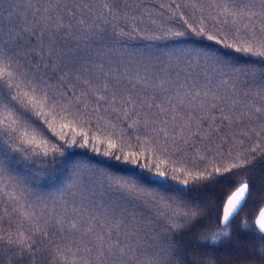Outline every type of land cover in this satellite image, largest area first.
Instances as JSON below:
<instances>
[{
    "label": "snow or ice",
    "instance_id": "1",
    "mask_svg": "<svg viewBox=\"0 0 264 264\" xmlns=\"http://www.w3.org/2000/svg\"><path fill=\"white\" fill-rule=\"evenodd\" d=\"M132 8L128 0H9L0 8V183L13 178L12 172L19 180L18 164L28 166L33 158L55 162L73 146L129 166L121 171L137 177L96 168L94 176L103 179L81 186L91 198L85 195L79 205L43 224L34 211L17 206L22 192L5 193L8 206L0 207V225L8 227H0V264H142L149 236L160 255L148 264H264V171L257 175L258 164H264V0H187L175 4L176 30L144 37L207 41L192 54L212 69L227 68L236 77L234 88L243 83L244 96L255 98L243 108L235 93L225 97L207 86L175 98L165 95L157 103L159 97L146 87L138 89L132 81L126 86L111 68L106 72L103 63H94L99 57L86 41L102 38V25L115 32L120 21L134 22ZM115 34L129 35L123 28ZM241 76L248 79L240 81ZM167 83L158 85L161 92L170 91ZM100 111L126 122L129 131L111 120L104 127L94 123L93 117L104 120ZM238 136L251 141L246 149L212 153L216 141ZM197 144L205 150L193 157L188 150ZM145 172L184 186L176 189L178 195L185 189L188 195L207 194L218 184L234 190L205 214L193 202L144 187ZM33 179L39 178L33 174ZM76 179L83 177L74 165L72 183L57 190H71ZM105 191L135 204L128 208L105 200ZM254 197L258 212L251 223L237 219ZM153 205L160 211L137 219L140 210ZM144 220L159 227L152 229ZM225 248L230 251L222 253Z\"/></svg>",
    "mask_w": 264,
    "mask_h": 264
},
{
    "label": "trees",
    "instance_id": "2",
    "mask_svg": "<svg viewBox=\"0 0 264 264\" xmlns=\"http://www.w3.org/2000/svg\"><path fill=\"white\" fill-rule=\"evenodd\" d=\"M128 2L133 5L131 15L136 17L134 22L129 21L126 24L124 21H120L116 25L115 32L112 27L102 25L106 29L103 37H96L94 40L86 41V43L91 45L93 57L97 55L99 57L98 60L94 59V63H103L106 72L111 68L112 72L120 76L126 86L128 81H132L137 85L138 89L146 87L150 94L159 97L156 101L157 103L165 95H171L175 98L176 95L183 96L184 90L199 91L204 86L211 89L213 94L219 93L225 97H231L235 93L241 108H243L245 102H253L255 99L253 96H244L243 93L248 91V89L244 87L243 83H240L238 88L233 87L236 77L227 68L221 69L217 67L212 69L204 60L192 54L193 48H199L202 43H207V41L201 42L195 37L144 38L145 36H159L169 28L176 30V25L172 19L175 4H184L187 3V0H128ZM203 3H211V0H203ZM137 5L138 7H136ZM169 5H172V8H169ZM8 6L9 0H4V3L0 4V8H7ZM121 7H123V3H121ZM182 10L186 14H190L192 11L190 8ZM210 10L206 9V11ZM134 27L140 30L139 34L133 32ZM121 28L128 32L129 35L126 37L116 35L115 33L119 32ZM181 40L186 41V43H181ZM193 41H196V43H193ZM239 79L244 81L248 77L241 76ZM141 81H144V83L141 84ZM162 81H168L165 84V87L170 89L168 93L161 92L158 87ZM176 85H183V88H177L175 87ZM99 116H104V120H100L97 116L93 117V121L100 124L101 127H104L111 120L112 123L118 124L120 128L129 131L126 128V122L123 120H116L104 111H100ZM252 127H257V125L253 124ZM240 139L244 140L243 145H240ZM250 143L251 141L243 136H238L235 141L223 139L216 141L212 153L215 154L219 151L226 155L227 151L230 150L237 148L246 149ZM204 150V145L197 144L195 148L189 149L188 152L195 157L197 151L202 153ZM26 164L28 166L24 164L16 166L19 172V180L14 179L17 177V172H12L13 178H8L3 183H0V188H3V191L0 192V207L8 206L4 196L5 193L19 196L22 192L23 196L17 206L21 207V211H34L37 214L36 219L41 224H43L45 219H50L53 215L60 216L64 214V209L71 204L76 203L79 205L85 195L91 198V193L83 191L81 186H86L89 180L103 179L99 173L94 176L96 168L101 171L116 172L119 175L137 178L132 172L121 171L122 168L129 166L119 164V162L112 161L107 157L93 154L88 149L75 146L67 148L65 155L59 157L55 162H50L48 159L33 158L28 160ZM74 165L79 167V176L83 177V179H76L71 190L58 191L57 189L61 188L64 182L72 183V181L68 180V177L71 175ZM139 171V169L134 170V172ZM262 171H264V164H258L257 175ZM33 174L39 179L34 180ZM143 175L146 180L159 181L152 184L146 183V180L141 181L144 187L149 188L153 192H158L162 196H170L177 201L186 200L193 202L194 205L203 208L205 214L210 209L218 208L222 202L221 197L230 190H234L230 189L227 184H218L205 190L207 194L202 191H193L191 195H188V191L185 189L183 194L178 195L176 189L184 186L177 185L170 180L164 182L158 177H150L146 172ZM24 181L28 182L25 183ZM5 184L7 187H4ZM109 198L114 203L122 204L128 208H132L135 204L130 197L126 198L118 193L105 191L104 199L107 200ZM96 199L99 200L100 197L97 196ZM66 201L67 204L65 203ZM201 201L204 203L201 204ZM257 201L258 198L255 197L249 201L237 219L241 217L247 218L249 223H251V217L258 212ZM136 207L139 208L140 206L137 205ZM173 207L176 206L173 205ZM158 211L160 210L153 205L150 208L140 210L137 219L143 215L151 217L154 212ZM163 211H167V209ZM148 224H151L152 229L159 227V223L155 220H144V225ZM0 227L7 228L8 225H0ZM24 227L27 229L30 225L25 222ZM148 231L151 232V229H148ZM54 239L57 242H61L59 236ZM183 239L187 241L191 238L184 237ZM68 243H71L70 239ZM144 249V255L140 258L142 264H148L149 260H155L160 255L159 249L153 243L151 236L147 237ZM229 251L230 249L225 248L222 253Z\"/></svg>",
    "mask_w": 264,
    "mask_h": 264
}]
</instances>
